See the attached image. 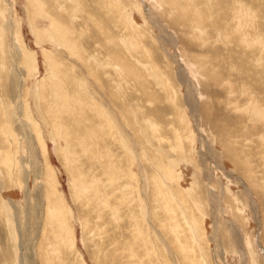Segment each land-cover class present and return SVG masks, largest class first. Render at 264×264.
<instances>
[{
    "label": "rangeland",
    "instance_id": "rangeland-1",
    "mask_svg": "<svg viewBox=\"0 0 264 264\" xmlns=\"http://www.w3.org/2000/svg\"><path fill=\"white\" fill-rule=\"evenodd\" d=\"M0 264H264V0H0Z\"/></svg>",
    "mask_w": 264,
    "mask_h": 264
},
{
    "label": "bare ground",
    "instance_id": "bare-ground-1",
    "mask_svg": "<svg viewBox=\"0 0 264 264\" xmlns=\"http://www.w3.org/2000/svg\"><path fill=\"white\" fill-rule=\"evenodd\" d=\"M34 19H35V17H34ZM17 32V31H16ZM18 33V32H17ZM26 59V58H25ZM30 60V59H29Z\"/></svg>",
    "mask_w": 264,
    "mask_h": 264
}]
</instances>
